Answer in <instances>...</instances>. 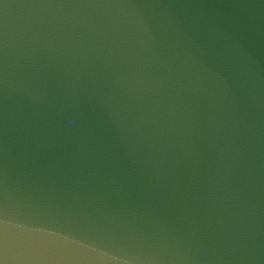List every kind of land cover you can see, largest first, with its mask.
Returning <instances> with one entry per match:
<instances>
[{
  "label": "water",
  "instance_id": "obj_1",
  "mask_svg": "<svg viewBox=\"0 0 264 264\" xmlns=\"http://www.w3.org/2000/svg\"><path fill=\"white\" fill-rule=\"evenodd\" d=\"M0 264H264V0H0Z\"/></svg>",
  "mask_w": 264,
  "mask_h": 264
}]
</instances>
